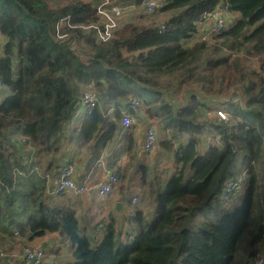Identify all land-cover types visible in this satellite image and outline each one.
I'll return each instance as SVG.
<instances>
[{"label":"trees","instance_id":"obj_1","mask_svg":"<svg viewBox=\"0 0 264 264\" xmlns=\"http://www.w3.org/2000/svg\"><path fill=\"white\" fill-rule=\"evenodd\" d=\"M127 1L135 9L132 14L141 12L142 0ZM159 2L155 15L167 13L164 18L123 17L112 37L102 42L95 29H83L101 24L92 0H0V264H26L23 251L51 234L68 243L73 260L51 262L60 253V247L51 246L40 264L234 262L242 236L252 227L257 168L264 165L259 151L264 130V0ZM217 9L228 17L211 44L198 37V17ZM57 28L71 37L60 40ZM88 84L99 104L68 128ZM133 98L139 100L136 108ZM219 108L228 112V122L208 115ZM124 109L139 122L162 123L164 136L157 148L173 157L175 167L155 192V216L128 214L124 222L136 229L122 234L124 222L111 209L92 225L80 226V219L89 223L97 215L80 208L78 216L74 203L58 201L66 194L49 197L54 183L47 176L57 174L85 147L93 164L112 145L107 157L112 163L117 156L113 146L120 142L119 155L127 152L130 164L116 170L120 184L107 200L133 205L134 195L126 196L123 181L131 179L130 167L145 173L150 166L138 158L134 127L125 141L117 139ZM208 134L219 136L222 144L201 149ZM21 137L35 149L39 173L14 176V168L27 171L28 152ZM244 171L240 205L222 210L216 222L192 226L203 210L233 198L237 192L223 198L222 191ZM259 213L264 219V206ZM101 231L102 239L92 246ZM263 237L264 221L251 238L249 264H256L254 247Z\"/></svg>","mask_w":264,"mask_h":264},{"label":"built area","instance_id":"obj_2","mask_svg":"<svg viewBox=\"0 0 264 264\" xmlns=\"http://www.w3.org/2000/svg\"><path fill=\"white\" fill-rule=\"evenodd\" d=\"M69 1V0H67ZM70 1H81V0H70ZM94 1V5L96 6V11L98 15L101 17V24H89L83 27V29L93 28L96 30L97 38L100 41H106L110 39L113 35V31L118 27L117 22L118 18L115 16L117 11L123 10V7H116L113 5L112 0H92ZM141 5L142 8L148 15H153L157 8L160 6L159 0H142ZM226 14L222 10H215L211 13H204L198 17L200 20V24L206 22L208 24L207 31L198 35L201 40H205L215 44L214 41H211L213 36L217 35L223 28L226 26ZM69 27L75 28L79 26L70 25ZM56 35L60 40H65L71 37L70 34H60L59 28H57ZM4 88L0 79V95L3 93ZM1 97V96H0ZM131 103L133 108H136L139 105V100L133 98L131 99ZM234 102L238 100L233 98ZM99 104L97 100L96 92L93 88L92 84L86 85L82 89L80 103L77 105L76 110L72 118L69 120L68 128L74 126L79 120L85 117L86 113L91 109L95 108ZM124 116L122 118V130L119 132L117 137L118 141L126 140L128 137V131L131 127H136L137 130H140L144 124L143 122H139V119L136 118L134 114H131L124 109ZM208 115L212 117H217L224 122H228L230 117L226 110L223 108L214 109L208 111ZM163 125L161 122L155 121L146 125L141 135L138 137L140 152L142 155L149 156L152 152L155 151L158 145V141L161 137V131L163 130ZM204 147H207L210 144H215L220 146L222 144L221 138L216 134H208L205 136ZM21 140L24 143V146L28 152V156L25 160L27 164V171L23 172L18 168H14V176L17 175H30L31 173H39L38 166H36L37 155L33 146L21 137ZM125 158L124 156H122ZM121 158L116 166L113 168L104 161V158L100 157L85 175V179L82 182H78L75 178L76 176V163L74 161H68L62 164L57 171L55 182L52 187H50L47 191V194L51 198H59L61 195L71 194L73 197L78 198H87L88 194L93 192V197L95 202H102L107 200L109 197H113L116 193L120 180L117 177L116 170L122 164ZM102 170V179L100 180L98 176L97 168ZM48 181H53L51 178L47 176ZM247 179L246 172H241L240 175L233 177L231 180L227 182L225 189L222 191L223 198H230L231 195L235 192H240L245 186V182ZM0 183L2 181L0 180ZM133 203L138 201V197H133ZM0 253L1 250H0ZM13 254H18L17 252H11ZM2 255V254H1ZM22 256L26 260V264H40L45 255V248L31 245L26 248Z\"/></svg>","mask_w":264,"mask_h":264},{"label":"rangeland","instance_id":"obj_3","mask_svg":"<svg viewBox=\"0 0 264 264\" xmlns=\"http://www.w3.org/2000/svg\"><path fill=\"white\" fill-rule=\"evenodd\" d=\"M125 0H112V3L114 6L119 7L124 3ZM121 4V5H120ZM229 14V13H228ZM227 14V15H228ZM124 15V10L117 11L115 13V16L118 18L122 17ZM128 17V16H127ZM228 17V16H227ZM212 41V40H211ZM211 43V42H209ZM213 44V43H211ZM224 51V50H223ZM225 52V51H224ZM0 53H2V49H0ZM249 65L256 67L257 64H253L252 60L248 61ZM173 101H175L173 99ZM159 122V121H158ZM145 125L140 129V130H135L134 136L139 139L138 137L141 135L142 131L144 130ZM136 129V127L134 128ZM261 134L263 135L262 141H261V146L259 148L260 154H261V161L264 162V130L261 131ZM164 133L161 131V138H163ZM205 143V140H204ZM138 145V144H137ZM160 148V147H159ZM206 148L203 146L201 149ZM200 149V150H201ZM155 151L158 152V159L161 161L154 163L152 160L148 163L149 170L147 172H141L139 169L134 168L130 169L129 175L131 173V179L129 177L126 178V181H123V184L125 185V193L126 196L129 195H134L139 197L138 201L136 203H133V205H129L127 202L124 204L123 209L121 211H117L115 209V205L112 204V200L115 201L117 198H113L110 200H107V203L102 202H95V200H92L89 198V201L83 199V198H78V197H73L71 194L65 195L62 197L64 200L68 201L69 200L75 204L77 211L80 216L83 211L80 210L82 204H84V210L91 209L93 215L95 216L94 220H91L89 223L83 222L80 219V226H86V225H92L94 221H97L98 218L102 216H106L108 214V209H111L113 215L118 219L119 222H124L125 218L127 217L128 214L134 213L136 211H142L144 215H148L150 219H152L155 216V207H156V201H155V192L159 188L161 184L164 183L165 180H167L170 175L174 172V167H175V162L173 157L167 156L165 152L160 148L155 149ZM153 153V152H152ZM150 155V154H149ZM257 172L259 173V188H258V195L256 196V201L254 205V217H253V223L250 232L245 233L242 236V239L239 244L238 248V253L236 255V258L232 264H249V254L252 251V245H251V238L257 230V228L260 226V224L263 223L264 219L261 218V215L259 213L260 207H263L264 203H262L263 199V192L264 191V165L261 163V170L260 168H257ZM242 192V191H241ZM241 192H237L232 199L226 202H215L214 203V208L212 210H203L201 214H199L191 223L192 226H198L203 224L204 222H216L222 215V210L224 209H233L237 206L240 205L241 203ZM132 195V196H133ZM80 200L81 202H79ZM57 202V201H55ZM133 202V201H132ZM82 209V208H81ZM122 228V234L125 233L128 230H131L132 228L136 229V226H131L129 223L123 224ZM135 225V224H134ZM93 230L89 231V234H92ZM55 237H52V239H49V235H45V237H42L41 240L45 241L44 247L50 249L52 246H58L60 247V253L58 254V257L55 259H52L51 262H56V263H63L67 261L73 260V255L71 253V249L69 248V245L66 241L62 240L60 237L54 235ZM103 237V231H101V236L97 239V241L92 243V246H95L96 243H98ZM34 246L41 247L40 244L34 243L32 244ZM45 248V250H46ZM258 250L257 254V260L256 264H264V237L261 239V242L258 243L254 249ZM46 251V252H47ZM49 257L47 256V258Z\"/></svg>","mask_w":264,"mask_h":264},{"label":"crops","instance_id":"obj_4","mask_svg":"<svg viewBox=\"0 0 264 264\" xmlns=\"http://www.w3.org/2000/svg\"><path fill=\"white\" fill-rule=\"evenodd\" d=\"M124 3H126L127 5H124V4L121 5L120 4L121 6H119L120 8L123 7V10H124V15H122V17H119V20H121L123 17H126V18H129L131 20L141 21L142 19L139 16L141 14H146V12L144 11V9L141 8V12L136 13V15H134V14H132V12L135 11V9L131 5H129V2L127 0ZM155 14L156 13H154V17L156 19L164 18L166 15H168L167 13H160V15H157V16ZM146 15H148V14H146ZM234 17H236V16H232V18H234ZM207 29H208V24L203 21V23L201 24V28L198 31V35L201 34V33H203V32H205V31H207ZM152 122H155V121L154 120L143 121V124L146 126V125H149ZM134 130H137V128L134 129ZM134 138L136 139V144H138L137 145L138 158L142 162L145 161L146 163H149L152 160V162L157 163V162L161 161L160 159H158V152L157 151H154L149 156L142 155L141 152H140L139 141H138V139L135 136H134ZM120 146H121L120 145V142L115 143L114 146H113V148H116L117 149V156H116V159H115L114 162L111 163V159H107V157L110 156L111 153H112L111 152V149H110L112 147V145H108L106 147V149H105V151L103 153L104 155H102L101 157L104 158V161H106L109 166H111V167L114 168L116 166V164L118 163V161L121 158H123L122 156H124L125 158H123L122 164L119 166L120 169H123L124 167L129 166V164H130V162H129L130 158H129L127 152L125 154L119 155L120 154ZM68 157L69 156H67L66 158H68ZM76 157L77 158H75V160H74V162L76 163V176H75V178H76V180L78 182H82L85 179L84 178L85 175L88 173V171L91 169L92 165L96 161L92 164L91 160L89 159L90 158V153H89L88 147H85V148L81 149V151H78L77 154H76ZM98 167L99 168H97V170H96L98 172V174L100 175V176H98V178L100 180H103L102 179V174H103L102 173V170L100 169V166H98ZM130 169H133V168L130 167ZM55 174H56L55 172H52V173H50L48 175V177L53 180V183L56 180L55 179V177H56ZM93 195H94L93 192L90 191V193L88 194V196H86L87 198H84V199L87 200V201H89V198H91L92 200H94ZM138 199H139V197H138ZM58 201L61 202V203L62 202H66V203L71 202L70 200H69V202L66 201V200H64L62 197L60 199H58ZM78 201L81 202L80 200H78ZM82 205L83 206H81V208L84 209L85 206H84V204H82ZM52 237H55L54 234L49 235V239L50 240L52 239ZM33 243H38V244H40L41 247H44V245H46L45 244V241H42L41 238L36 239ZM44 248H46V247H44Z\"/></svg>","mask_w":264,"mask_h":264},{"label":"water","instance_id":"obj_5","mask_svg":"<svg viewBox=\"0 0 264 264\" xmlns=\"http://www.w3.org/2000/svg\"><path fill=\"white\" fill-rule=\"evenodd\" d=\"M115 209L117 211H121L123 209V205H122V203L120 201L116 202Z\"/></svg>","mask_w":264,"mask_h":264}]
</instances>
